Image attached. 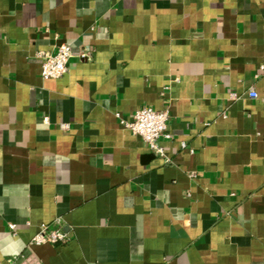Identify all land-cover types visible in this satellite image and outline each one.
I'll return each instance as SVG.
<instances>
[{
	"label": "crops",
	"instance_id": "obj_1",
	"mask_svg": "<svg viewBox=\"0 0 264 264\" xmlns=\"http://www.w3.org/2000/svg\"><path fill=\"white\" fill-rule=\"evenodd\" d=\"M0 264H264V0H0Z\"/></svg>",
	"mask_w": 264,
	"mask_h": 264
},
{
	"label": "built area",
	"instance_id": "obj_2",
	"mask_svg": "<svg viewBox=\"0 0 264 264\" xmlns=\"http://www.w3.org/2000/svg\"><path fill=\"white\" fill-rule=\"evenodd\" d=\"M73 53L67 43H61L57 46L55 52L42 51L39 53L41 58V75L44 78H59L69 70V61ZM82 57H88L89 53L83 51ZM249 95L257 97V93L251 90ZM170 113L168 109L157 110L150 105H145L137 109L131 120L122 119V124L130 129L134 134L140 136L151 149L163 155V149L159 146L158 140L163 136H169L167 133ZM185 146V143H183ZM11 230L15 229V224L11 223ZM68 234L61 226V219H56L55 225L43 224L39 232L33 237L32 242L36 244L64 243L68 239Z\"/></svg>",
	"mask_w": 264,
	"mask_h": 264
}]
</instances>
